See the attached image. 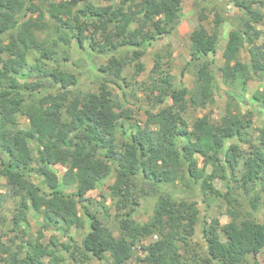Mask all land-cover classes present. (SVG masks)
<instances>
[{
  "label": "trees",
  "instance_id": "1",
  "mask_svg": "<svg viewBox=\"0 0 264 264\" xmlns=\"http://www.w3.org/2000/svg\"><path fill=\"white\" fill-rule=\"evenodd\" d=\"M26 1L0 0V179L16 200L11 224L24 231L15 246L0 237V264H68L66 259L80 264L91 257L126 264L136 247L143 253L141 264H256L264 249V221L239 218L231 187L221 192L213 180H234L256 192L251 206L257 207L264 192V123L252 139L241 128L253 112H242L231 100L218 121H211L210 112L191 125L185 118L188 106L215 102L218 85L208 55L217 50L224 17L215 13L210 29L199 23L190 32L191 52L202 59L192 88L183 81L188 62L175 84L170 71H162V55L154 54L151 70L160 77L149 89L163 88L170 103L145 109L139 121L115 99L108 82L128 87L121 76L126 59L135 74L145 70L139 54L177 27L181 0H60L48 9L47 19L34 14L38 1L49 0H28L23 7ZM231 1L241 12L240 24L227 34L220 69L229 96L242 104L248 100V81L264 78V29L259 27L264 0ZM198 17L201 22L207 15L200 11ZM72 44L82 54L113 53L96 70L114 78L104 77L96 91L75 93L79 79L59 61L68 64ZM244 47L247 61L240 59ZM123 48L132 49L129 57L116 55ZM165 51L171 56L169 47ZM46 78L54 91H43ZM250 101L264 110V89L254 91ZM18 115L27 119L26 127L17 126ZM54 165L66 169L59 172ZM111 171L114 181L101 206L108 216L114 210L118 234L91 210L87 195ZM188 180L204 195L225 199L230 217L222 225L204 221L203 256L188 248L198 208L167 189L174 183L187 186ZM142 194L154 201L150 218L140 223L131 214ZM29 209L41 218L31 234L26 232ZM86 220L88 230L76 244L68 231L84 227ZM152 235L157 239L138 244Z\"/></svg>",
  "mask_w": 264,
  "mask_h": 264
},
{
  "label": "rangeland",
  "instance_id": "2",
  "mask_svg": "<svg viewBox=\"0 0 264 264\" xmlns=\"http://www.w3.org/2000/svg\"><path fill=\"white\" fill-rule=\"evenodd\" d=\"M60 0H49L47 2L38 1L37 8L34 16L43 15L46 16L48 9L55 5ZM102 2V1H101ZM28 0L24 3L23 7L26 6ZM182 4V16L177 27L170 32L163 39L155 41L146 50L139 54L140 61L144 64L145 70L135 74L133 65L128 63L129 59H126V64L122 68L121 76L129 81L128 87L125 90L120 89L113 82L109 81L108 86L112 90L115 99L122 105L125 110H131L133 116L139 121L144 120V110L148 108L157 109L158 104L170 103L169 97L164 95L163 88L157 87L153 92L150 91L149 87H152L154 81H158L160 74L158 72H153L151 69L154 64V54L159 52L162 55V71H170L173 75L174 83H178L180 79V72L183 67L188 62L189 64L185 68V76L183 81L187 87L192 88L196 82V74L199 65L202 62L201 58H196L191 52L189 35L190 32L201 23L207 29L212 26V20L215 13H219L224 17V22L222 24V31L220 41L215 53L208 55V58L213 61L212 70L216 78V83L218 89L215 94V102L207 106L206 108H200L198 106H188L185 118L187 122L191 125L194 118L201 116L203 113L210 112L211 121H218L219 118L224 114L226 103L231 100L234 104H238L242 112L252 111L253 116L248 125L241 128L242 131H246L250 134L252 139H256L257 128L264 123V110L255 102L250 101L251 94L254 91H262L264 89V78L258 79L256 77L250 79L247 84V89L245 96L247 97L246 103H238L236 99H232L229 96V91L231 88L226 85L222 78V71L220 67L223 63L222 51L227 39L228 32L237 28L240 24L239 15L241 12L235 7L231 0H181ZM202 11L207 15V18L203 21H199V12ZM264 11V9H263ZM264 29V26H259ZM167 47L171 50V56L168 57L166 54ZM132 49L127 50L126 48L121 49L116 53L117 56L124 57L125 54L129 57ZM113 53L109 52L107 54H98L95 52H85L78 50L76 45L72 44L68 51V64L67 61H62L59 58L60 63H62V68L68 69L74 73L78 79L79 83L76 85L75 93H85L87 91H96L100 85V82L106 77L108 80L114 78L112 75L96 70V67L100 65H105L108 58ZM60 56V55H59ZM249 57L247 47H244L240 51V59L242 61H247ZM55 65V63H53ZM120 83L123 81L120 79ZM55 85L50 81V79L43 80V91H54ZM237 92V91H236ZM161 99H164L161 101ZM162 102V103H161ZM18 127H26L28 125L27 119L22 116H17ZM127 127V125H126ZM118 140H122L121 135L117 133ZM54 168L59 172H64L66 166L54 165ZM208 171L210 168L208 167ZM114 181V171H111L107 177L100 182L96 189L91 190L87 193L88 197L92 199L93 206L91 210L96 213L100 220L109 226L115 234H118L119 229L117 226V221L114 218V210H110L111 216H108L101 202H103V196H108L109 186L112 185ZM213 185L215 188L219 189L221 192H225L227 187H231L232 194L237 198L238 205V217L244 218L248 217L250 219H257L259 221H264V192H260V200L258 201L257 207L255 209L251 206L252 196L256 192H248L244 188L239 187V182L231 180L227 182L219 178L213 180ZM167 189L172 192L175 196L185 198L193 202L198 208V221L194 226V233L190 237V248L189 252L197 253L201 256L204 255L205 241L201 235V229L204 221L208 223H214L217 225H222L230 220L229 215H227L226 207L227 204L225 199L214 197L210 194L204 195L198 184H195L191 180H188V185L174 183L167 187ZM66 191H71V189H66ZM15 197L12 195V191L6 186L4 180L0 179V237L3 242L13 246L19 241L17 236L24 234L23 227L18 230L11 224L10 216L12 215L15 208ZM153 197L150 194H142L140 202L134 212L131 214V218L135 222L143 223L147 221L152 214V203ZM110 199L105 200V205H109ZM41 221L39 215L35 214L32 210L28 211V223L26 232L31 234L35 233L38 228V224ZM88 230V220L85 222L84 227L72 228L68 232L76 240V244H80L82 237ZM59 236V235H58ZM66 236H61V240L64 241ZM157 239V235H152L146 239H142L138 244L147 243L149 241ZM45 240H47L45 238ZM192 248V249H191ZM185 247L180 250L184 255ZM195 249V250H193ZM139 257L143 256L142 251L139 247L135 248L134 256L127 261L126 264H141ZM68 264H77L66 259ZM80 264H111L109 259L98 260L96 258L84 259ZM210 264H218L212 261ZM256 264H264V249L256 257Z\"/></svg>",
  "mask_w": 264,
  "mask_h": 264
}]
</instances>
